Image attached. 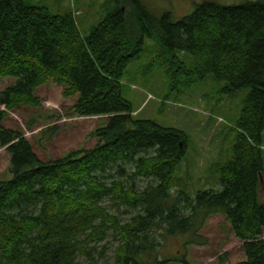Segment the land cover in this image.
Instances as JSON below:
<instances>
[{"label":"trees","instance_id":"1","mask_svg":"<svg viewBox=\"0 0 264 264\" xmlns=\"http://www.w3.org/2000/svg\"><path fill=\"white\" fill-rule=\"evenodd\" d=\"M111 1L84 35L74 11L0 0V82L13 80L0 91V148L10 155L9 175L0 178V264H78L83 255L103 264L93 253L104 255L111 240V264H192L177 252L163 257L167 243L158 239L197 243L216 214L244 241L237 264H264V0L206 1L179 20L154 18L140 0ZM146 38L156 48L141 62ZM136 62L144 74L160 72L178 95L208 76L227 82L224 92L251 89L231 156L216 165L221 189L193 197L177 178L188 135L133 115L122 78ZM50 83L77 96L72 115L108 121L94 130L92 148L41 161L4 120L23 106L41 108L35 93ZM129 211L136 212L123 220Z\"/></svg>","mask_w":264,"mask_h":264},{"label":"rangeland","instance_id":"2","mask_svg":"<svg viewBox=\"0 0 264 264\" xmlns=\"http://www.w3.org/2000/svg\"><path fill=\"white\" fill-rule=\"evenodd\" d=\"M29 3L44 5L52 12H78L76 20L84 35L104 18L110 10V0H26ZM150 14L160 19L165 13L179 20L191 14L198 5L206 1H216L224 5L241 4L248 0H140ZM257 1V0H252ZM116 6V1H111ZM138 61L145 62L146 57L156 48L151 38H146L145 49ZM13 80L0 82V91ZM227 82L218 81L208 76L205 81L191 87L186 93L168 91V86L160 72L145 74L139 68V62L127 66L122 78L123 96L129 100L137 113V118L148 119L163 127L184 131L189 137V145L184 159L178 168V181L192 196L197 191L221 189L218 163H225L231 156L236 140L237 120L245 105L250 88L240 91L224 92ZM35 95L41 100V108L23 106L8 112L4 126L22 131L30 141L34 152L41 161H49L65 156L76 150L92 148L97 137L94 130L108 121V116L79 117L72 115V107L77 96L65 97L63 88L54 83L41 86ZM32 124V128L28 126ZM51 127H57L52 133ZM46 131V132H45ZM264 138V129H263ZM264 159V141H263ZM10 155L5 148H0V178L8 176ZM176 174V173H175ZM261 185V197L264 199V175ZM148 181L141 184L146 186ZM136 211L131 212L135 214ZM129 212L120 215L123 220L132 216ZM197 243L183 244L184 237L169 236L159 238L164 245L160 251L165 256L174 253L186 255L192 264H237L245 259L243 242L231 231L226 216L216 214L208 218L204 228L198 233ZM190 235H185L189 240ZM183 239V240H182ZM116 242L111 240L104 255H93L103 264L114 261L113 250ZM224 260V261H223ZM78 264H90L86 256H80ZM169 264H181L172 262Z\"/></svg>","mask_w":264,"mask_h":264}]
</instances>
